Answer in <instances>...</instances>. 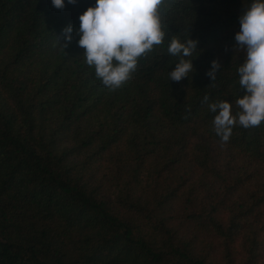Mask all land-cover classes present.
<instances>
[{"label": "trees", "instance_id": "1", "mask_svg": "<svg viewBox=\"0 0 264 264\" xmlns=\"http://www.w3.org/2000/svg\"><path fill=\"white\" fill-rule=\"evenodd\" d=\"M253 2L164 0L163 43L112 91L61 45L96 0H0V264H264V121L222 142L208 107L240 111ZM172 38L198 41L180 82Z\"/></svg>", "mask_w": 264, "mask_h": 264}, {"label": "clouds", "instance_id": "2", "mask_svg": "<svg viewBox=\"0 0 264 264\" xmlns=\"http://www.w3.org/2000/svg\"><path fill=\"white\" fill-rule=\"evenodd\" d=\"M77 0H67L76 4ZM164 0H96L79 16L80 25L74 29L68 25L63 29L66 48L73 39V32L80 37L78 46L84 49L83 56L89 67L95 68L96 77L108 89L121 87L135 71L138 59L163 43L159 6ZM53 7L63 9L65 0H52ZM235 51L246 53L243 64L238 68L239 84L246 94L235 100L240 109L235 115L228 100L208 104L216 113L214 131L222 142L229 141L233 127L260 126L264 121V0H254L240 16V30L235 34ZM198 41L189 38L181 42L172 38L168 53L179 57L175 68L169 72L170 80L180 82L193 73L191 57ZM221 68L218 60L211 62L206 75L215 81ZM209 96L202 103H208Z\"/></svg>", "mask_w": 264, "mask_h": 264}]
</instances>
